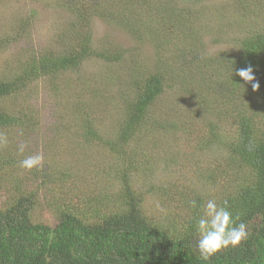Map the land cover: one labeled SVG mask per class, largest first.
Segmentation results:
<instances>
[{
	"label": "trees",
	"instance_id": "1",
	"mask_svg": "<svg viewBox=\"0 0 264 264\" xmlns=\"http://www.w3.org/2000/svg\"><path fill=\"white\" fill-rule=\"evenodd\" d=\"M173 1L87 0L82 5L84 0H59L64 4L60 8L67 9L77 20L71 28L74 33L70 43L57 53L17 57L16 70L0 80V130L27 122L24 109L18 113L1 105L4 98L21 97L40 79L77 70L92 57L122 61L120 53L93 47L91 19L95 14L102 11L132 34L141 27L146 29L160 54L159 60L151 72L134 75L128 96L119 92L118 96L126 97L121 105L126 108L114 131L108 136L101 133L89 108L84 110L85 119L79 121L80 130L87 148L116 155L123 166L121 174L143 171L149 176L154 173L149 164L153 166L155 157L149 142L141 146L138 136L148 137L149 131L158 129L185 132L191 125L182 116L177 117L178 124L156 114L163 95L182 90L181 94L206 107L211 120L203 118L197 143L191 147L194 153L188 155L186 163L174 162L180 185L167 192L173 212L179 207L188 212L180 222L181 231L171 233L168 226L158 223L160 219L146 215L141 197L129 186L123 194L125 209L121 213H111V192L105 188L97 193L86 192L87 203L83 205L69 206L64 198L60 204H52L55 224L37 221L34 195L20 190L17 197L9 196L10 184L7 187V180L0 178V264H264V24L238 25L236 33L240 36L233 41L232 50L213 54L205 48L204 40L212 37L217 44L223 43V32H214L219 21L197 31L199 21L194 17L197 6H204L208 0ZM252 1L231 0L226 6L236 8L232 14L247 15L248 7L254 6ZM153 3L155 8L150 6ZM24 33V28L18 32ZM15 39L18 38L0 37V53ZM249 65L256 77L251 83L234 71ZM256 82L260 87L253 90L252 83ZM88 155L82 157L87 159ZM13 162L0 159V170ZM49 165L45 164V173L51 174ZM82 172L68 175L80 177ZM121 174L116 175L117 182ZM75 185L73 177L72 187ZM208 199L219 204L227 201L233 217H238L236 222L248 225L249 236L241 245L204 261L196 248L195 224L199 206ZM191 201H196L197 207H192ZM165 220L175 227L170 216Z\"/></svg>",
	"mask_w": 264,
	"mask_h": 264
},
{
	"label": "rangeland",
	"instance_id": "2",
	"mask_svg": "<svg viewBox=\"0 0 264 264\" xmlns=\"http://www.w3.org/2000/svg\"><path fill=\"white\" fill-rule=\"evenodd\" d=\"M153 1L162 3L167 0ZM226 2L230 3L231 0H208L204 6H197L199 9L194 16L199 21L197 31L219 21L214 32H223L220 36L223 43L217 44L212 37L204 40L205 48L217 55L232 50L233 41L240 36L236 33V29L240 28L238 25L264 24V0L250 2L254 6L248 7L247 15L241 12L232 14L231 11H236V8L229 6V9ZM86 3L87 0H84L82 5ZM60 6L64 7V4L59 0H0V37L18 38L0 53V80L16 70L17 57L28 58L32 53L41 52L57 53L68 46L74 33L72 25L77 24V20L75 15ZM150 6H154V3ZM157 23L160 28V21ZM21 26L25 29L24 35L18 34L23 30ZM91 31L95 50L120 53L123 55L122 61L106 62L92 57L77 70L60 72L55 78L40 79L21 97L14 95L4 98L1 105L18 113L24 109L27 122L22 126L0 130V137L4 138L0 142V159L14 161L0 170V178L7 180V187L10 184L9 196L17 197L20 190L34 195L37 200L35 220L49 224H55L53 216L56 212L52 204H60L64 198L69 206L75 203L77 206L83 205L87 203L86 195L91 193L90 190L97 193L98 189L109 188L111 213H121L125 209L123 194L126 195V187L129 186L141 197L142 210L146 215L160 219L158 223L168 226L171 233H178L182 229L180 222L188 212L182 207L173 212L167 201L168 190L180 185L174 162L184 164L188 155H193L195 148L191 147L197 143L199 129L203 126L201 122L205 116L206 121L211 120V114L194 98L181 94L182 90L164 94L155 108L156 114L178 124L177 117L182 116L184 122L191 125L185 132L158 129L149 131L148 137L139 135L136 140L141 146L146 141L151 146L155 158L153 166L151 163L149 166L154 167V173L149 176L143 171L121 174L123 166L116 155L107 156L95 147L87 148L84 145L80 122L85 119V108H89L94 121L99 124L100 132L111 135L125 113L122 100L132 90L130 84L134 75L141 71L151 72L160 54L146 29L141 27L136 34H132L106 18L102 11L92 17ZM122 91L125 99L118 96ZM138 143L135 144L139 146ZM20 146L24 147L23 154L19 152ZM36 154L48 160H43L42 166L30 171L18 167L20 160ZM85 154L90 157L83 158ZM203 160H206L205 156ZM45 164H50L51 174L45 173ZM63 168L72 169L64 171ZM77 170L83 171L80 177L68 175ZM120 174L121 181L117 182L116 175ZM73 177L76 181L74 187ZM126 177L127 181H123ZM168 216L175 227L165 220Z\"/></svg>",
	"mask_w": 264,
	"mask_h": 264
},
{
	"label": "clouds",
	"instance_id": "3",
	"mask_svg": "<svg viewBox=\"0 0 264 264\" xmlns=\"http://www.w3.org/2000/svg\"><path fill=\"white\" fill-rule=\"evenodd\" d=\"M234 71L243 81L251 83L256 80L250 65ZM259 87L258 82L252 83L253 90H258ZM3 140L4 138L0 137V142ZM19 152L24 153L23 146H20ZM43 159L40 154L29 155L18 162V167L30 171L42 166ZM191 206L197 207L196 201H191ZM199 208L200 215L195 224L196 248L204 261H208L224 249L237 247L248 239V225L244 222H236L238 217H233L227 201L219 204L215 199H208Z\"/></svg>",
	"mask_w": 264,
	"mask_h": 264
}]
</instances>
